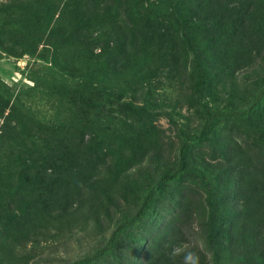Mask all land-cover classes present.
Instances as JSON below:
<instances>
[{
    "label": "rangeland",
    "instance_id": "obj_1",
    "mask_svg": "<svg viewBox=\"0 0 264 264\" xmlns=\"http://www.w3.org/2000/svg\"><path fill=\"white\" fill-rule=\"evenodd\" d=\"M103 5L85 0L104 20L80 48L66 0H0V264L91 255L184 141L181 176L91 264H250L242 247L264 244V93L251 115L197 134L262 89L264 0H180L179 18L206 28L120 46Z\"/></svg>",
    "mask_w": 264,
    "mask_h": 264
},
{
    "label": "trees",
    "instance_id": "obj_2",
    "mask_svg": "<svg viewBox=\"0 0 264 264\" xmlns=\"http://www.w3.org/2000/svg\"><path fill=\"white\" fill-rule=\"evenodd\" d=\"M104 2L103 9L104 11L108 12L110 15L109 18V24L110 28L113 33H115V40L116 45L120 46L123 44V42L126 40V35L134 36V34H139V38L141 41H145L147 39H152L153 36H163L168 30L173 31L172 33L182 34L184 36L192 35L185 34L186 28L189 27L192 29H201L206 28L207 22L196 24L194 22L190 21H182L181 18L177 15L179 12L178 7L180 0H101ZM182 5L186 2V0H181ZM145 4V6L143 5ZM161 10H155V7H162ZM165 5V6H164ZM168 6V13L165 11V7ZM66 9L71 12L75 13L78 18H71L74 20H70L69 24L75 27L74 29L69 28L68 33L69 35L73 33L78 32V47H86V43H82L81 39V32L84 30L83 28H86L88 24H93L98 21H102L103 13L96 16V13L91 14L87 11L85 8V0H66ZM75 11V12H73ZM193 14V12H192ZM88 15H91V18H87ZM115 19V20H113ZM106 21V20H105ZM118 21V22H117ZM59 25H62V22L58 21ZM106 25L108 26V21H106ZM72 27V28H73ZM72 30V32H71ZM109 32V31H107ZM117 34H120L121 37L119 38ZM59 35L56 34V36H52L51 39L58 37ZM81 37V38H80ZM113 38V39H114ZM192 37L188 36L185 39V42H187L190 45V39ZM80 39V40H79ZM112 39V40H113ZM132 43V42H131ZM117 46V47H118ZM264 93V84L262 89L257 93V95L253 98V100L250 102V104L242 109V110H230V111H224V112H212L208 114L200 128L197 134V138H203L208 133L209 129L212 127V125L222 119H240L247 117L251 115L254 110L256 109L259 101L261 100ZM79 95V94H78ZM99 108L105 112H112L113 109L111 107H103V105H99ZM188 144V141H184L182 146L178 150L177 154V164L176 168L168 175L162 177L160 181L156 184H154L144 195L139 207L137 210L133 213L132 216L129 218L121 221L116 225V227L113 229L109 237L107 238L105 244L93 252L91 255L83 257L81 259H77L69 264H91L94 261H97L107 253H109L112 250L114 240L116 236L132 227L141 215L143 214V211L148 207L150 201L152 200L154 194L159 190L160 186L162 184L171 182L181 176V174L184 171V165H183V151L185 146ZM36 175L37 172H36ZM261 232V231H260ZM264 244L258 243V246H254L252 248L248 244L244 245L242 248L244 249L243 252L247 253L252 259V262L248 261L250 264H254V259H264ZM251 247V248H250ZM251 249V250H250ZM254 257V258H253ZM260 263L261 261H257ZM240 264V263H238Z\"/></svg>",
    "mask_w": 264,
    "mask_h": 264
},
{
    "label": "clouds",
    "instance_id": "obj_3",
    "mask_svg": "<svg viewBox=\"0 0 264 264\" xmlns=\"http://www.w3.org/2000/svg\"><path fill=\"white\" fill-rule=\"evenodd\" d=\"M194 256V254H189L188 257H186V259H191Z\"/></svg>",
    "mask_w": 264,
    "mask_h": 264
}]
</instances>
